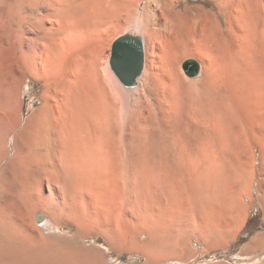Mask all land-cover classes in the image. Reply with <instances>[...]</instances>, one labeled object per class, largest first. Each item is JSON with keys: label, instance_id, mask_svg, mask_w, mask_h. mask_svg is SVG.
<instances>
[{"label": "bare ground", "instance_id": "obj_1", "mask_svg": "<svg viewBox=\"0 0 264 264\" xmlns=\"http://www.w3.org/2000/svg\"><path fill=\"white\" fill-rule=\"evenodd\" d=\"M2 1L0 0L2 5L6 4L4 1L2 3ZM235 2L237 3V0ZM8 3L12 18L17 26L20 27L14 31L18 35L15 34L13 39L16 36L22 46V39L26 40L28 38L27 36L25 38L24 30L21 29L23 22L28 21L32 27L31 29H33L31 31L34 34L29 38L30 42H28L32 45L30 46L32 58H29V61H31L30 71L34 73L35 78H43L45 81L44 85H46L45 103L40 110L41 114L35 121L33 120L34 118L30 119L26 125V129L24 127L25 132L31 138L30 142L25 145L19 142L15 143L14 154L10 164L12 169H14L13 171H16V174L27 169L29 166L31 168L32 165H35L38 167H36L37 171L41 174L40 177H42V174L46 176L47 188L49 186L50 193H45L43 189L39 193V190L37 191L39 196L36 194L38 197L35 195V198L30 200L43 209L41 211L39 207V210H37L39 212L36 211L35 218H32L36 219L38 225L40 224L45 230L52 228L54 224L50 220L51 218L49 219V216L54 217L52 220L56 219L59 221L61 214L59 212L63 211L62 208V210L59 208V203L55 205L52 194L56 189L55 187H59L62 183L63 167L61 168V164L56 159L60 155L64 154L69 158V167L72 174L70 179L71 190L80 187V185L82 186L85 181L82 175L90 171V169L99 167L100 164H104L105 166L109 163L108 168H110L112 167V162L115 161L117 162V166L118 164L119 166L115 167L114 165L116 164L114 163L112 165L115 169L120 168L124 174L128 170L135 169L138 166L150 169L148 167L150 166L149 163L153 165H155L154 163L156 165L159 164L158 160L155 161V158L157 155H163V152L165 154L170 153L176 157H182L186 161V159L193 157L194 143L192 144L188 138L184 140L180 132H177L179 135H175L172 140L163 138L164 140L158 141L157 139L159 138L156 137L152 143H149L152 137L149 139L147 136L150 135L147 134H151L152 131L148 133V130L145 129L146 121H152V124H150L153 125L154 122L162 120L165 114L180 112L187 101L191 104H199L205 109H210V111L213 109L212 112L221 107L220 114L218 115L222 117L224 113V109L222 110V108L228 102L226 100L229 94L232 92L240 94V91L245 95L246 103L249 105L251 112L247 115V119L244 118L245 121H239L237 120L238 118L235 121L234 118L235 123L233 124L238 127L237 130L232 131L241 133L240 128L244 124H253L258 127L257 137H254V142L247 148L249 156V161L247 162L249 165H247L250 166L251 171V183L250 181L248 183L253 185L255 178H258L257 192L260 195L258 201L264 209V0H248L251 11L256 8L259 9V12H257L261 15V19L255 16L243 34L240 32L241 29L236 26V22L231 21L234 19H230L227 16H235L237 12H230L222 0H214V7H218V11L207 9L204 6L192 8L187 6L183 10H180L178 9V0H9ZM226 3L230 4L228 0H226ZM142 4H144L143 13L140 10ZM232 5L234 4L232 3ZM226 13V16L230 20L227 19L229 20V24L224 29L219 15L224 16ZM122 33L138 36L144 42V69L137 78L136 85L132 87L124 86L121 83L112 70L109 61V57H111V41H114L116 34ZM18 36L22 39L18 38ZM243 40H246L244 46L246 42L251 44L249 46L251 48L245 46L246 48L248 47L246 52L240 46ZM38 44L39 46L41 45L40 48ZM162 52L171 55L176 62L177 69H179V62L183 57L191 56L196 59L200 66V77L194 78V76H189L184 71L186 74L185 78L180 72H171L167 79L166 77L158 78L160 80L157 84L158 86L152 88L150 84L151 74L156 72L151 73L152 63L156 61L153 62V59L150 58L151 56L156 57L157 54ZM168 54L167 56H169ZM172 58L169 59L168 57L169 60L167 61H173ZM23 60L25 62V59ZM39 60L44 62V65L42 61L40 62L43 69L39 65ZM147 62H150L148 70L146 66ZM162 63L164 65V61ZM168 63L172 64V62ZM167 65L169 66V64ZM98 108L104 121L102 124L98 118H95V113L99 115L97 112ZM98 117L100 118V115ZM227 117L229 116L225 118ZM213 120L215 122V118ZM186 129H189V127ZM162 132L161 134H163ZM185 134L187 135V133ZM4 135L0 139V160L9 153L6 147L8 133H4ZM239 135L237 137L241 136ZM22 138L24 139V137ZM195 156L193 159H195ZM256 156H259L257 166L255 165ZM100 160L101 162L103 160V163ZM156 165L153 167H156ZM187 166H183L185 168V170L183 169L184 173H186ZM159 168L160 170L166 169L162 164H159ZM5 169L4 171L6 172ZM246 169L248 170V168ZM178 170L181 171V168ZM37 171L36 174H38ZM189 171L191 173L192 169ZM0 172L2 173V170ZM10 172L12 171L10 170ZM1 173L0 264H97V258L100 256L102 259L105 258L104 254L101 250L96 249L98 252L100 251L98 254L95 248L83 246V243L81 244L82 240L80 242L83 234L86 235L85 233L88 230L97 229L96 231L99 230V234L102 232L108 236L105 239H109L110 244H112L114 239L118 241L124 236V234L120 235L119 232H117L118 234L109 232L110 228L103 221H98L99 219L93 218V215V217L89 218L91 214L88 215V211L85 215L81 214L83 217L87 215L88 218L78 216L75 211L73 213L76 216L70 213L74 217L70 221L79 228L75 234L73 233V236L64 237L63 235H55L49 239L42 232H38L43 229H38V231L35 229L31 230L34 227L25 229L24 226L27 224L24 225L26 221L23 222L22 220L28 216L25 213L27 210L23 212L19 208L20 204L14 206L18 202L15 200L18 197V192L21 190L18 187V183L20 182L19 178L24 177L23 173H21L20 177L19 174H14L16 177L13 179H9L6 174ZM91 173L93 174L94 172ZM249 175H246L245 179L248 180L247 176L249 177ZM36 176H33L34 179H36ZM42 178L44 179V177ZM25 181L27 180L24 179ZM55 198L58 199L59 197L55 196ZM68 199L66 198L67 201ZM13 207L14 209L18 207L16 209L17 212H23L21 213L22 216L17 213L22 219L18 223L13 218ZM174 209L172 206L167 207L166 214L170 216L174 215ZM92 211L94 210L92 209ZM92 211L90 210V212ZM122 211L123 221L121 220L120 223H123V227L127 221L132 219L133 211H127L126 209ZM97 214L95 215L97 216ZM31 215L33 216L34 213ZM61 218H63V215ZM56 220H53V222H56ZM28 226L30 227V225ZM145 227L146 230L144 229ZM144 228L140 234L142 236L144 232L147 233L148 239L142 246L139 245L138 249L150 251L148 248L149 241L156 240L158 242L156 249L157 259L162 256L169 257L181 253L180 245L182 241L179 242L177 239V241H171L167 244L162 239L161 234L152 229L151 224L145 225ZM47 233L45 232V234ZM109 235L114 238L110 239ZM191 236H180V239L183 242H188ZM224 237H210L211 239L205 242V234H200V239L204 240L207 246L223 245L230 238ZM122 239L124 240V238ZM252 243V246L247 251L251 250L255 252L264 248V234L257 235ZM120 245L124 244L121 243ZM130 249L132 248L129 247V251Z\"/></svg>", "mask_w": 264, "mask_h": 264}, {"label": "rangeland", "instance_id": "obj_2", "mask_svg": "<svg viewBox=\"0 0 264 264\" xmlns=\"http://www.w3.org/2000/svg\"><path fill=\"white\" fill-rule=\"evenodd\" d=\"M3 1L6 4L2 5L0 3V139L1 137L5 136L4 133H8V143L6 142V147L8 148L9 153L6 155L7 157L5 156L2 160H0V171L2 170V173H0L6 174L9 179H13L14 177H16L17 174H19L20 177L21 173H23L22 175L24 177L19 178L20 182L18 183V187L22 191L20 190L18 192V197L15 200L18 201L17 204L13 205L18 206L20 204L19 208H21L23 212L25 210L28 211H25L26 216L28 215L27 217H31L32 213H34V215L31 218L24 217L22 220L20 217L22 216L21 213L23 212L20 211L21 213H19L16 211L18 207H16L15 209L13 207L15 211V213L13 211V218L17 223L21 220L23 222L26 221L24 222V225H27H23L25 229H31V227H34L31 230L35 229L38 231V229L42 230L44 227H41L40 224L38 225L36 219L34 220L32 218H35V214L39 212L37 210L40 209L42 211L43 209L40 206L39 208L36 203H32L30 200L35 198V195L39 190V193L42 191V189L43 191L45 190V193H50L49 186L47 188L48 183L46 181V176L42 174V177H44V179L40 177L41 174H39V172L37 171L38 167L35 165H32L31 168H29V166L27 169H24L22 172L19 173L17 172L16 174V171H13L14 169H12V166H10V164L12 162V156L14 154L15 143L19 142L25 145L26 143L30 142L31 138H29V135L25 132L26 125L29 123L30 119L34 118L33 120L35 121L41 114L40 110L42 109L45 103L44 97L46 85H44L45 81L43 78H35L34 73L30 71L31 61H29V58H32V52L30 51V46L32 45L28 42H30L29 38L34 34V32L31 31L33 29H31L32 27L30 23L27 21L23 22L21 25V29L24 30L23 32L25 38L26 36L28 37L25 40L18 36V38L20 37V39L23 40V44L21 46L19 39H17L16 36L13 39V36L16 34L14 31L18 30V28L20 27L17 26L16 22H14V19L12 18L10 7L8 6L9 0ZM222 1L225 3V6L230 12H237L235 16L231 15L232 17L230 15H227V13L224 16L219 15V19L222 21L224 29L227 28L229 20L234 19L231 21H233L234 23L236 22V26L241 29L240 32H242L243 34L245 33L246 27H249L251 20H253L255 16L256 18L258 17V19H261V15L258 13L259 9L256 8L255 10L251 11V8H249L248 5V0H237V3L235 2L236 0H228L231 5L226 3V0ZM232 3L234 5H232ZM178 4V9L180 10H183L187 6L191 8L195 6H204L207 9H214L216 11L219 10L218 7H214V0H178ZM140 10L141 13H143L144 4L141 5ZM226 15L229 16L230 19ZM122 34H116L114 36L115 39L113 38L114 41ZM21 36L24 38L23 35ZM114 41H111L110 56L112 51L111 47ZM245 41L246 40H243L240 44L244 52H246L248 50V47L251 45L250 43L248 44V42H246L245 46H248L246 48L244 46ZM40 46L38 44L39 48ZM167 54L168 53L162 52L160 54H157L156 57L151 56L150 58L153 59V62L156 61V64L152 63L153 66L151 73L156 71L154 72L155 74H151L152 77L150 80V84L152 88L158 86L157 84L160 81L159 79L163 77H166L167 79L168 76H170L171 72H180V74H183V76L186 78V74L183 70L182 65L186 59L192 57H183L179 62V69H177L175 60H173L170 54H168L169 56H167ZM168 57L169 59L172 58L173 61H167L169 60ZM23 59H25V62ZM41 61L42 60H39V65L40 67H42L41 69H43V66L41 65L42 63L44 65V62L42 61V63H40ZM163 61L164 65L162 63ZM22 62H24L25 64ZM168 62H172V64ZM28 63H30V65H28ZM167 64H169V66ZM146 66L148 67H146L148 70L150 62H147ZM199 77L200 74L194 76V78ZM244 96L245 95H243L241 91L240 94H237V92L230 93L229 97L226 100L228 101V104L226 103L225 107H227L222 108V110L224 109L222 117L218 115L220 114L221 107L217 108L219 109V112L217 111V109L215 110V112H212L213 109H211L210 111V109H205L199 104L195 105L193 103H188L187 101L184 104L182 110H180L182 114L179 111V113L177 112L165 114V117H162V120L154 122L153 125H151L152 121L147 120L145 123V129L148 130V133L152 131L151 134L146 133L147 135H150L147 136L149 137V139L152 137L149 143H152L155 140L154 138L156 137L159 138L157 139L158 141L164 139L172 140L175 135H179L177 134V132H180V135L184 138V140H187L188 138V140H190L192 144L194 143L193 157H190L191 159H186V161L184 158L176 157L175 155H172L170 153L165 154L163 152V155H161L163 157L165 156L164 158L161 155H157L155 161L158 160L159 164L165 166L166 169L164 170H160L159 164L156 165V163H154L156 167H153L155 165L149 163L150 166L148 167L151 170L153 169L152 171L150 169H147L146 167L140 168L138 166L140 170L138 169V167H136V170H128L129 172L127 171L123 174L120 168L115 169V167L117 166V162L113 161L112 164L114 163L116 165L113 164L115 166L114 167L110 163L112 166L110 168H112V170L108 168V163L105 166L104 164H100L101 167L99 166L97 168L90 169V171H85L88 175L84 173L82 177L83 180H85L86 182L84 181L82 186L80 185V187L71 190L70 179L72 174L71 169L69 167V158H67L64 154L60 155L56 159L59 164H61V168L63 167L62 183L61 185H59V187H55L56 189L52 192V194L54 197L53 200L55 202V205H58L59 203V208L63 209L62 212H59L61 213L60 219L62 220V222L59 218V221L53 219L54 221L56 220V222H53L52 218L54 217L49 216V219L51 218L50 220L54 224L52 228H47L46 230L43 229L42 231L38 232H42V234H44L49 239L51 238V236L55 235H63L64 237L73 236L79 228L74 225V223H72L70 220L74 218L73 216H76V214L80 217H83L81 216V214L85 215L88 211L87 214H91L89 218L94 216L93 218L97 220L99 219L98 221H103V223L110 228L109 232H111L112 234H118L117 232H119L120 235L124 234V236L122 235V238H124L125 241L122 238L121 240H118L120 242L122 241L121 243L124 245H120V242V244L117 243L118 241L116 239H114L112 241V244H110L109 239H105L108 238V236L102 232H100L99 234V230L96 231L97 229H94L92 231L88 230L85 233L86 235L83 234V237L80 239V242L82 240L81 244L83 243V246L95 248V251L98 254L100 252H98V250H101V252L104 254V260L101 258V256L98 257L97 264H264V248H262L263 250L261 249L255 252L251 250L247 251V249L252 246L254 238L259 234H264V209L260 205L261 203L258 201L260 195L257 192V185L259 180L258 178H255L253 185H250L251 171L250 166H248L249 164L247 163L249 161L247 148L254 142V137H257L256 133L258 127L254 126L253 124L243 123V127L240 128L242 134L238 133L237 131H232L237 130L238 127L237 125L233 124L235 123L234 120L245 121V119L248 118L247 115L251 112L249 109V105H247L246 103L247 100ZM230 106L233 108H231ZM38 111L40 112L38 113ZM228 111L230 112L228 113ZM97 112L99 113L100 118L98 117L99 115L96 113L95 118H98L99 122L102 124L104 121L101 117L99 108L97 109ZM213 113H215V115H213ZM158 114L161 116L159 112ZM226 116L229 117L225 118ZM214 118L215 122L213 120ZM159 124H161L162 126H159ZM150 125L151 127H149ZM185 126H188L189 129L191 127V130L189 131V129H186L188 127ZM161 132L163 134H161ZM21 133H24L25 135L23 134L22 136ZM185 133H187V135ZM238 135L240 137H237ZM21 136L24 137V139ZM26 136L29 138V140ZM41 136L43 135L41 134ZM24 141L26 142L24 143ZM199 151L203 152L201 153ZM194 156L196 160L193 159ZM258 159L259 156H256V166L259 163ZM187 160H189V162H187ZM169 161L171 162V165ZM165 162H167L166 165H164ZM190 162L194 165H191ZM101 163H103V160ZM188 164L190 167L187 166ZM181 165L187 166L186 173H184L185 168ZM177 168H181V171H179ZM189 168L192 169L191 173L190 171L188 172V170H191ZM246 168H248L249 171ZM4 169L6 170V172L4 171ZM144 169L146 170L143 171ZM10 170L12 172H10ZM36 171L38 172V174H36ZM91 172L94 173L92 174ZM36 175H39V178ZM246 175H249V177L247 176L248 180L245 179ZM33 176H36V179H34ZM23 178L26 179L29 183L27 181H25V183ZM249 181L250 183H248ZM41 183L43 184L41 185ZM38 187H40L41 189ZM37 195L36 197L39 196ZM55 196L59 197V200L56 199ZM66 198H69L68 201L66 200ZM170 206L175 208L174 215L172 216L166 214L167 207ZM92 209L94 211H92ZM125 209L127 211H133V216L131 217L132 219L130 221H127L126 224L122 227L123 223L120 222L122 220V210ZM90 210L92 212H90ZM74 211L77 212L75 215ZM17 213L21 216H18ZM70 213H73V216L70 215ZM95 214H97V216ZM62 215L63 218H61ZM67 215L70 216L68 217ZM83 218H88V216L86 215ZM250 218H253L254 222L245 231V235H248L247 241L239 247H233V244L238 240L242 232H244V230L246 229ZM32 220H34L35 222ZM149 224L152 225V229L156 230L158 233L161 234V237L165 240V243L168 244L171 241H177V239L179 242L182 241V244L180 245L181 253L169 257L162 256L157 259L156 249L158 247V242L156 240L149 241L148 248L150 249V251H141V249H138V246H142V244L145 243L148 239L147 233L144 232L141 236L140 232H142V229L145 225ZM28 225H30V227ZM144 229L146 230V227ZM44 231L48 233L45 234ZM201 233L205 234V242L215 236H226L224 238H230L228 239L229 241L225 239L227 241L221 246H207L204 240L200 239ZM184 235L187 237L191 235L192 236L190 237V240L188 242H183V240L180 239V236L183 237ZM111 237L112 236L109 235L110 239L114 238ZM129 247L132 248L130 249V251Z\"/></svg>", "mask_w": 264, "mask_h": 264}, {"label": "water", "instance_id": "obj_3", "mask_svg": "<svg viewBox=\"0 0 264 264\" xmlns=\"http://www.w3.org/2000/svg\"><path fill=\"white\" fill-rule=\"evenodd\" d=\"M110 65L124 86H135L145 65L143 39L131 34L119 36L112 45ZM182 66L189 76L199 74L200 66L194 58L186 59Z\"/></svg>", "mask_w": 264, "mask_h": 264}, {"label": "trees", "instance_id": "obj_4", "mask_svg": "<svg viewBox=\"0 0 264 264\" xmlns=\"http://www.w3.org/2000/svg\"><path fill=\"white\" fill-rule=\"evenodd\" d=\"M253 222H254L253 218H250V220L246 226V229L244 230V232H242V234L240 235L238 240L233 244V247H239L247 241L248 235H245V231L253 224Z\"/></svg>", "mask_w": 264, "mask_h": 264}]
</instances>
